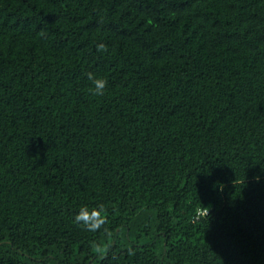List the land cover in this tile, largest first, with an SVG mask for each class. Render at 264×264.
<instances>
[{"label": "trees", "instance_id": "trees-1", "mask_svg": "<svg viewBox=\"0 0 264 264\" xmlns=\"http://www.w3.org/2000/svg\"><path fill=\"white\" fill-rule=\"evenodd\" d=\"M0 264H264V0H0Z\"/></svg>", "mask_w": 264, "mask_h": 264}, {"label": "clouds", "instance_id": "clouds-1", "mask_svg": "<svg viewBox=\"0 0 264 264\" xmlns=\"http://www.w3.org/2000/svg\"><path fill=\"white\" fill-rule=\"evenodd\" d=\"M97 51L107 52L108 47L104 43L97 44ZM87 78L91 81L92 88L90 91L93 95L99 97L105 94V89L107 87V80L102 77H97L94 73L89 72ZM206 208V207H205ZM206 214L209 215V209L206 208ZM105 216L103 215V209H92L87 207H81L79 213L74 217V221L77 223H83L85 227L89 230L98 229L101 224L105 222Z\"/></svg>", "mask_w": 264, "mask_h": 264}]
</instances>
